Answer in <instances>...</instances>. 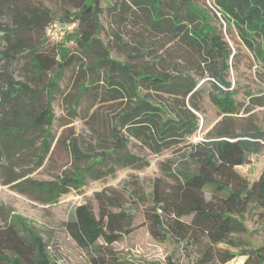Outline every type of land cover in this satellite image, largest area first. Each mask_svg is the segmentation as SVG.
<instances>
[{"label":"trees","instance_id":"obj_1","mask_svg":"<svg viewBox=\"0 0 264 264\" xmlns=\"http://www.w3.org/2000/svg\"><path fill=\"white\" fill-rule=\"evenodd\" d=\"M75 1L76 11L58 19L32 0H0L5 42L1 58L6 62L0 72L2 145L11 150L23 147L36 131L47 144L54 92L70 68L77 72L75 102L86 97L97 105L90 117L106 124L113 139L112 147L76 166L72 175L59 181L31 180L30 189L47 202H57L71 187H81L96 164L108 173L102 169L108 168V161L126 166L139 163L128 149L133 140L155 153L185 142L200 128L198 112L207 89L210 100L223 112L243 108L238 88L229 79L230 70L238 67L240 49L223 29L233 40L237 37L264 71V0H210L211 6L205 0H105L106 7L104 0ZM54 22L72 29L64 43L44 48L47 29ZM106 22L112 32L108 41L103 38ZM39 33L44 35L40 41ZM118 49L126 59L112 57ZM20 57L25 58L24 81L9 71V64ZM44 91L47 101L36 108ZM247 95L255 103L262 102L250 91ZM262 138L260 131L220 132L196 144L185 162H193L197 169L182 168L173 189L159 193L155 211L149 215L151 235L200 248L196 264H226L238 257L240 264H264V243L253 241L259 226L264 227V169L251 180L236 168L250 163L249 156L259 151ZM72 150L76 160L83 159L76 142ZM253 215H258L261 225L250 226ZM14 221L25 233L20 234L12 223L0 228V264H58L34 227L20 216ZM133 222L121 205L114 211L103 204L97 215L84 203L75 208L66 227L77 244L97 252L92 259L96 264H124L110 245L129 234ZM142 264L178 263L169 255L165 262Z\"/></svg>","mask_w":264,"mask_h":264},{"label":"rangeland","instance_id":"obj_2","mask_svg":"<svg viewBox=\"0 0 264 264\" xmlns=\"http://www.w3.org/2000/svg\"><path fill=\"white\" fill-rule=\"evenodd\" d=\"M205 1L211 6L210 0ZM32 3L49 8L58 19L76 11L75 0H32ZM103 5L107 6L105 0ZM105 26L103 38L108 41L109 34L112 33L111 27L107 22ZM223 31L226 38L240 49L238 67L230 70L229 79L238 88L237 97L244 103L243 108L233 113L223 112L210 100L207 89L198 112L200 128L185 142L155 153L133 140L128 149L139 157V163L126 166L108 161V168H102L108 173H103V166L96 164V168L86 175L81 187H71L57 202H47L46 198L30 189L31 180L59 181L66 175H72L76 166H83L85 160L113 145L108 126L104 123L97 124L90 117L97 105L86 97L75 102L78 91L77 72L75 68L66 69L54 92V118L47 144L43 145L40 131L33 133L30 143H25L23 147L16 146L12 150L3 146L0 140V228L12 223L23 235L24 230L14 221L15 216H20L43 236L48 253L58 264H96L92 260L96 251L77 244L70 236L66 222L74 216L75 208L84 203L90 205L97 215L103 204H108L114 211H119L121 205L133 216L134 228L110 245V248L124 264H142L143 261L150 260L165 262L169 255L178 264H196L200 248L191 245L187 247L185 242L179 243L174 238L159 241L151 235L149 215L155 211L157 196L159 193L168 194L173 189V185L177 184L175 177L179 175V170L197 169L193 162H185V157L196 144L214 139L220 132L241 135L257 131L264 133L263 68L237 37L233 40L225 29ZM69 32L66 31L63 36L57 32L47 33L44 48L64 43ZM43 37L41 33L39 37L36 36L39 41ZM3 49L5 42L0 31V72L4 70L6 63L1 58ZM111 55L117 59H126L122 49L113 50ZM24 61L25 58L20 57L9 64V71L16 80H26ZM52 75L50 73L49 77ZM248 91L258 95L262 102L255 103L247 95ZM47 98V91L42 92L35 103L36 108L43 107ZM102 110L109 109L104 107ZM1 115L0 109V117ZM73 142L84 153L82 160L74 158ZM260 142L259 151L249 156L250 163L236 167L251 180L257 179L264 169V138ZM248 223L257 227L258 223L261 225V220L258 215H253ZM253 241L255 244L264 243L263 226H259ZM99 245H104L103 239L99 240ZM241 259L238 257L226 264H240Z\"/></svg>","mask_w":264,"mask_h":264},{"label":"built area","instance_id":"obj_3","mask_svg":"<svg viewBox=\"0 0 264 264\" xmlns=\"http://www.w3.org/2000/svg\"><path fill=\"white\" fill-rule=\"evenodd\" d=\"M67 29H62L60 24L58 22H54L53 24H51L48 29H47V33H51V32H57L58 34H62V36L64 35V33L66 31H70L72 29V26H67Z\"/></svg>","mask_w":264,"mask_h":264}]
</instances>
